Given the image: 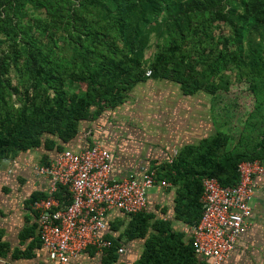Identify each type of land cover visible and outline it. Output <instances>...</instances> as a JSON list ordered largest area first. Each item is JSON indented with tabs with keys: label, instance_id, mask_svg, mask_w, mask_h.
<instances>
[{
	"label": "trees",
	"instance_id": "obj_1",
	"mask_svg": "<svg viewBox=\"0 0 264 264\" xmlns=\"http://www.w3.org/2000/svg\"><path fill=\"white\" fill-rule=\"evenodd\" d=\"M221 24L231 34H217ZM152 35L157 49L148 59ZM231 73L255 99L238 134L217 126L158 166L157 177L176 187L175 218L189 225L202 216L204 177L231 186L241 162L264 163V0H0V161L41 146L62 151L82 120L123 104L149 78L216 98L231 89ZM46 197L35 192L27 204ZM128 215L118 236L107 234L112 246L99 264H126L118 248L134 239L144 244L132 264H210L172 220L148 210ZM122 224L110 222L112 230ZM35 240L19 255L30 257ZM8 250L0 242V255Z\"/></svg>",
	"mask_w": 264,
	"mask_h": 264
},
{
	"label": "built area",
	"instance_id": "obj_2",
	"mask_svg": "<svg viewBox=\"0 0 264 264\" xmlns=\"http://www.w3.org/2000/svg\"><path fill=\"white\" fill-rule=\"evenodd\" d=\"M151 73L148 70L146 74ZM33 167L49 179L47 197L35 200L31 207L38 214L42 246L54 264L78 260L90 247L101 251L110 248L109 213L148 210L150 190L171 185L157 177L158 167L142 166L139 171L115 177L113 153L96 141L80 150L65 148L48 164ZM238 171L239 182L231 186L222 185L215 177H204L201 219L196 225L184 223L182 227L196 254L210 264H226L233 257L250 223L264 163L243 161ZM62 187L67 190L61 199L57 193ZM118 251L124 253V245Z\"/></svg>",
	"mask_w": 264,
	"mask_h": 264
},
{
	"label": "crops",
	"instance_id": "obj_3",
	"mask_svg": "<svg viewBox=\"0 0 264 264\" xmlns=\"http://www.w3.org/2000/svg\"><path fill=\"white\" fill-rule=\"evenodd\" d=\"M151 80L149 78L135 87H144V83ZM161 86L163 87V84ZM201 93L207 95L205 92ZM161 94L158 121L145 117L141 111L143 106L136 107L134 103L131 104L132 99L129 94V100L127 99L115 109L106 110L97 118L82 120L78 135L69 142L63 143L64 149L80 150L91 146L96 141L113 153L114 176L123 177L131 172L139 171L142 166L154 168L165 161H171L186 144L196 143L203 137L215 133L213 127L217 124L214 119L198 111L201 109L199 105L203 108L206 102L197 93L185 95L180 85L174 84L168 87V90L163 88ZM186 112L194 115L185 118L182 113ZM35 149L21 151L13 159L0 161V242L9 245L6 255H0V264H54L48 258L42 243L30 249V257L25 254L19 255L20 252L27 251L31 244H37L35 238L39 236L37 211L33 210L31 204L27 202L33 193L38 191L47 193L49 188V179L37 173L33 167L37 164L34 157ZM43 152L40 164H44L42 162L45 157L48 163L54 160L59 151L44 148ZM257 181L258 189L252 204L253 213L250 223L240 237L233 256L251 233L261 234L259 231L262 228L264 213V176L257 178ZM175 196L176 187L172 184L151 189L148 211L154 212L158 217L172 220L175 228L182 230L184 223L175 218ZM109 217L110 222L121 220L123 224L127 223L122 220L123 217L126 221L129 219V215L120 210L110 212ZM32 226H35L33 234L23 239L21 234ZM120 229H110V233L118 236ZM132 242L141 243V253L144 240L134 239L130 243ZM124 248L125 251L121 256L132 253L129 245L125 244ZM15 253L18 254L16 257ZM95 254L101 258L102 251L96 250ZM90 256L89 251H85L80 259L69 264H80L83 258Z\"/></svg>",
	"mask_w": 264,
	"mask_h": 264
},
{
	"label": "rangeland",
	"instance_id": "obj_4",
	"mask_svg": "<svg viewBox=\"0 0 264 264\" xmlns=\"http://www.w3.org/2000/svg\"><path fill=\"white\" fill-rule=\"evenodd\" d=\"M216 33L229 35L231 34V28L225 24H221V27L217 28ZM156 49V37L152 35L150 47L146 51V57L152 59L156 53ZM231 74L234 83L229 91H220L219 96L216 98L209 94L206 95L201 92L197 93V95L200 96V98H203V101L206 102V104H203V108L199 105V108L201 109L198 111L199 113L206 114L214 119L217 125L213 127V131H216L218 126V128H223L224 130L231 131L232 134L237 135L240 129L244 126L245 120L254 106L255 99L248 83L237 80L235 74ZM151 79V81L144 83V87H135L130 93V99H132L131 104L134 103L136 107L143 106L141 107V111L145 117L150 120L158 121L159 102L162 98V89L166 88L168 90V87L177 83L169 80ZM161 84H163V87ZM160 86L162 88H160ZM213 101L216 102L215 106L212 105ZM166 111H168V109H166ZM182 115L186 118L188 116H193L194 114L186 112L185 114L182 113ZM43 151V146L35 149V163L39 164L41 162L44 155ZM157 210H160L159 207H157ZM124 216L127 217V215ZM125 217H123L122 220L127 222ZM261 224L262 228L259 231L261 234L251 233L247 240L243 241L244 243L241 244L240 249L238 248L235 255L226 264H261L264 262V213ZM125 225L126 223L122 224L120 232ZM123 242L124 245H129L132 253L120 256V261H123L126 264H132L133 260L137 258L138 253H140L141 243L132 242V244L130 243L131 241ZM99 259L98 255H91L90 257L83 258L80 264H99Z\"/></svg>",
	"mask_w": 264,
	"mask_h": 264
}]
</instances>
